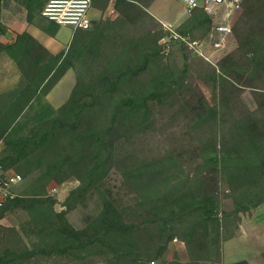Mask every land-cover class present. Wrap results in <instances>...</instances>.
<instances>
[{"label":"trees","instance_id":"1","mask_svg":"<svg viewBox=\"0 0 264 264\" xmlns=\"http://www.w3.org/2000/svg\"><path fill=\"white\" fill-rule=\"evenodd\" d=\"M47 1L0 0V13L12 5L53 38L60 26L40 15ZM152 1L92 0L102 17L73 30L57 54L26 31L0 42L20 73L0 93V165L26 181L0 206V220L23 210L32 241L0 227V264H224L222 244L237 236L242 215L264 204V0L240 2L236 47L217 60L213 105L188 66L165 51ZM108 10L113 17H104ZM213 24L196 8L175 31L200 41ZM69 70L75 84L54 108L46 97ZM112 172L129 201L112 190ZM67 181L76 185L62 202L47 195L51 183ZM92 201L94 212L76 229L67 215ZM174 240L185 260L166 259Z\"/></svg>","mask_w":264,"mask_h":264},{"label":"rangeland","instance_id":"2","mask_svg":"<svg viewBox=\"0 0 264 264\" xmlns=\"http://www.w3.org/2000/svg\"><path fill=\"white\" fill-rule=\"evenodd\" d=\"M110 10V9H109ZM104 12V17H113V14L110 11ZM148 11L152 13L156 19H160L165 22L172 23L173 25L177 26L178 22L181 20V18L185 15V13L188 16V13L186 12L185 6L182 3L181 0H153ZM220 11H223V9H220ZM92 20H98L100 17H102V14L99 10L93 9L92 11ZM21 15V14H20ZM237 14H233L231 16L230 21L231 23L234 22V19ZM180 19V20H179ZM21 24L25 31V28L27 27L26 22H24V19L21 18ZM73 34V28L70 26H61L55 36L54 42H57V47H62L64 49ZM54 38V37H53ZM236 47L235 40L231 37L228 39V44L226 48V52H229L233 50ZM66 49V48H65ZM173 53L176 58V62L179 67H184L185 65L188 66V68L191 71V74L194 78V81L196 85L200 88L202 94L206 98V100L211 104H215L217 102V87H216V79L217 74L215 68L203 61L201 58L197 57L195 54H193L191 51L187 49H182L181 47L177 45L172 46ZM187 53V58L183 57V53ZM206 55H208L214 62L217 64V60L223 55V52H212L210 48L205 50ZM8 62H11L10 60ZM75 73L73 70H69L65 73V75L62 77V79L58 82V84L50 91L48 96L46 97L47 101L53 106L54 108H58L60 105L64 103V101L68 98L69 93L71 89L73 88L75 84ZM243 100L247 104V106L251 109L254 108V102L248 92H245L243 94ZM174 131L175 134L179 132L177 128L171 129L169 132ZM154 141V140H153ZM109 183L112 187V190L114 192H118L124 200L129 201L130 198L125 194L124 191L120 189V180L119 177L115 172H112L109 178ZM26 181L19 184L17 187L14 188V192L17 195H20L21 191L25 188ZM76 185V182L74 181H67L63 183L62 185H57L55 183H51L47 187V195L51 198L56 199L58 202H62L64 198L67 196L68 192ZM223 209L229 210L231 208V203L229 200H225L223 202ZM58 206H56V209L58 210ZM95 204L94 201L90 202L87 209L77 208L73 212L69 214V223L74 227H82L84 223L85 215L92 214L94 212ZM252 212V211H251ZM28 221V217L26 212L20 209H16L10 213H7L4 218L0 222L1 228H13L16 230L17 234L21 238V240L28 246H31V239L25 235L23 230V224ZM2 229H0V243L2 241ZM181 246L176 243H171L169 246V252L167 253L166 259H171L172 254L176 253L177 257L181 259H186L185 253L182 250H179V247ZM244 250L239 257H242L241 259H245L249 257L251 254H249V248L246 247V245L241 246ZM181 252V254H180ZM264 261H253V264H264ZM45 264V263H44ZM46 264H82L80 261H68L67 259H60L58 262V259H55V262L51 263L48 262ZM152 264V263H151ZM154 264V263H153Z\"/></svg>","mask_w":264,"mask_h":264},{"label":"built area","instance_id":"3","mask_svg":"<svg viewBox=\"0 0 264 264\" xmlns=\"http://www.w3.org/2000/svg\"><path fill=\"white\" fill-rule=\"evenodd\" d=\"M181 1L187 13L193 9L201 8L213 18V22L215 20V23L207 38L198 41L191 40L188 35L177 33L175 25L172 23L158 20L161 29L166 33V36L161 40L165 45V51L172 50V46L177 45L182 49L191 51L203 61L211 64L218 72L216 62L206 55L205 50L210 48L212 52L219 53L226 50L228 39L232 37V25L234 23H231L230 18L233 14H239L241 0ZM91 3L92 0H48L43 6L40 15L60 27L70 26L73 30H88L92 22L91 12L93 8ZM109 4L112 5L113 0H109ZM220 9H223V11H220ZM22 181V177L19 174L3 170L0 165V206L6 200H11L17 196L14 188L21 184ZM175 242L174 240L173 243Z\"/></svg>","mask_w":264,"mask_h":264},{"label":"crops","instance_id":"4","mask_svg":"<svg viewBox=\"0 0 264 264\" xmlns=\"http://www.w3.org/2000/svg\"><path fill=\"white\" fill-rule=\"evenodd\" d=\"M92 15L93 14L91 12V16ZM186 17L187 14L185 13V15L181 18V20L179 19L180 21L178 22V24H180ZM21 18L24 19L23 13L14 9L12 5H9L8 7L1 10L0 13L1 43L3 44L12 43L15 39L16 34L23 32L22 30L24 29L21 24ZM157 20L160 19L157 18ZM25 31L28 32L30 35H32L36 40H38L52 54H57L60 51L65 50V48L67 47L66 46L64 49H62V47H57V42H54V40H56L55 37L54 38L49 37L48 35L39 31L34 26L27 25ZM8 61L9 60L4 55H0V93L13 88L20 77V73L17 67L15 66V64ZM1 148L2 145L0 143V150ZM69 214L67 215V219H69L68 218ZM75 228L78 229L79 227H75ZM242 245L244 246L246 245V247L249 248L248 253L251 254L249 257L245 259H241L242 257H239L240 254L244 251L241 247ZM178 247L179 250H182V246H178ZM262 251H264V204L257 207L251 213L241 216V221L239 224V231L237 236L222 244L223 263L229 264V263L245 260L249 264H253V261H259V260L263 261L260 258V253ZM181 260H185V259L183 258Z\"/></svg>","mask_w":264,"mask_h":264}]
</instances>
